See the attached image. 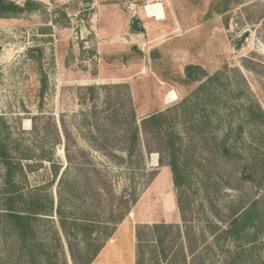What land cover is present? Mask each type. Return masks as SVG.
Segmentation results:
<instances>
[{
  "label": "rangeland",
  "instance_id": "obj_1",
  "mask_svg": "<svg viewBox=\"0 0 264 264\" xmlns=\"http://www.w3.org/2000/svg\"><path fill=\"white\" fill-rule=\"evenodd\" d=\"M217 1L207 0L203 29L183 56L153 41L134 43L115 56L118 72L108 71L122 76L104 80L97 78L95 41L81 30L88 11L74 15L72 3L41 2L39 10L0 15V142L22 167L14 176L22 201L14 206L53 200L54 210L37 229L48 250H59L57 264H73L59 206L67 218L104 219L111 192L118 198L126 192L131 208L124 220L136 221V228L162 221L171 191L162 195L160 183L170 181L175 203L179 197L168 165L172 152L182 175L184 218L168 223L176 227L162 244L142 228L143 264H264V122L249 114L250 107L264 111V0H228L225 13L213 8ZM192 64L217 78L199 91L207 77L203 71L199 79L187 77ZM142 66L143 72L124 76ZM160 111L161 123L143 131L142 120ZM135 124L139 150L128 160L122 147ZM6 175L0 158V264H26L3 213ZM252 203L262 222L235 242L225 232L233 210Z\"/></svg>",
  "mask_w": 264,
  "mask_h": 264
},
{
  "label": "trees",
  "instance_id": "obj_2",
  "mask_svg": "<svg viewBox=\"0 0 264 264\" xmlns=\"http://www.w3.org/2000/svg\"><path fill=\"white\" fill-rule=\"evenodd\" d=\"M238 0L237 2H240ZM218 12L225 13L229 9L228 0H218L216 3ZM45 5L37 0H25L24 4L17 3L13 0H0V15H18L20 13L30 12L33 10H39ZM197 71H203L198 65H188L186 67V75L192 80L199 79L196 76ZM204 72V71H203ZM207 80L203 82L198 90H202L206 85L211 84L216 78L217 74L209 75L204 72ZM43 87L46 84V79L42 80ZM90 89H94V86H89ZM198 92V91H197ZM133 122L136 121L134 117V110H131ZM249 114L252 119H258L264 122V111L257 110V108L250 107ZM165 114L163 111L154 113L142 120V129L146 130L147 124L159 125ZM127 139L124 141L122 149L130 160L134 155L138 153L139 139H140V127L138 124L129 127L126 130ZM169 148H174V142L168 140ZM0 158L7 167V175L5 183L8 184V205L5 208L4 216L8 219L11 227L16 233V243L18 248V260H24L26 257V264H57L62 259L59 254V250H48L46 243L39 237L37 222L42 216L50 215V212L54 210L53 200L49 198L44 200L41 197H37L31 201L30 206L27 209H19L14 205L17 202H21L22 193H19L17 184L15 183L14 176L16 171L22 170V167L18 163L11 161L10 153L7 149V145L4 142H0ZM170 166L173 177L175 189L179 195L177 197V205L184 218V206L182 204L181 187H182V175L179 169V161L176 158L174 152L171 153ZM156 175V171L153 173ZM126 192L118 198L116 194L111 192L110 205L107 218H95L86 219L85 214L80 218H67L64 215V211L61 206L56 208V212L59 213L61 218V226L67 235L69 249L73 264H91L98 253L101 251L106 241L113 235L119 223H121L126 217L127 212L130 211L131 202L130 198H125ZM136 200V198H133ZM118 201L116 206L115 202ZM99 215L98 210H96ZM105 212V211H104ZM105 212V213H106ZM260 216L257 213V205L252 203L249 206H240L233 210L232 219L225 229L228 237H231L235 242L242 241L244 238H248L253 230H256L260 226ZM149 228L150 232L154 234V242L164 243L169 230L176 227L174 224L168 223H154L152 225H140L136 228L137 236V264H143L142 258L144 255V249L142 245L143 235L142 228ZM76 229V230H75ZM166 258V256H165Z\"/></svg>",
  "mask_w": 264,
  "mask_h": 264
},
{
  "label": "crops",
  "instance_id": "obj_3",
  "mask_svg": "<svg viewBox=\"0 0 264 264\" xmlns=\"http://www.w3.org/2000/svg\"><path fill=\"white\" fill-rule=\"evenodd\" d=\"M46 5L72 3V14L77 15L85 10L89 12L86 23L81 24L82 31L91 34L95 41V49L101 62L98 79L119 78L122 75L109 74L119 65L114 66L126 48L134 43L163 45L161 48L175 47L177 55H184L185 48L192 47L189 40L200 35L203 29L204 16L207 14V0H37ZM129 3L135 4V11L143 21V31H135L131 26L132 13ZM155 7V8H154ZM153 9V10H152ZM203 16V22H202ZM82 20V19H81ZM194 29V33H191ZM141 32V33H139ZM134 47H137L134 45ZM108 74H104L106 72ZM143 72V66L138 67L133 76ZM161 78H167L166 72L160 71ZM144 75L142 74L141 77ZM162 79V80H163ZM165 80V79H164ZM168 80V78L166 79ZM160 170H167L162 168ZM162 172L157 175L155 184ZM158 190L162 195L169 191L170 205L163 210L162 221L156 223H180L181 214L175 203L173 185L170 181H162ZM136 221L123 220L115 232L106 241L101 251L91 264H137Z\"/></svg>",
  "mask_w": 264,
  "mask_h": 264
},
{
  "label": "water",
  "instance_id": "obj_4",
  "mask_svg": "<svg viewBox=\"0 0 264 264\" xmlns=\"http://www.w3.org/2000/svg\"><path fill=\"white\" fill-rule=\"evenodd\" d=\"M131 25H132V28L135 29V30H139V31H143L144 27H143V24L141 22V19L135 15L132 17L131 19ZM250 35V32L249 31H246L244 34H242L237 42H236V48L238 49L242 42Z\"/></svg>",
  "mask_w": 264,
  "mask_h": 264
},
{
  "label": "built area",
  "instance_id": "obj_5",
  "mask_svg": "<svg viewBox=\"0 0 264 264\" xmlns=\"http://www.w3.org/2000/svg\"><path fill=\"white\" fill-rule=\"evenodd\" d=\"M128 8H129V10H130L131 13H132V16H131V17L137 15V13H136V11H135V4H134V3H129V4H128ZM137 16H138V15H137Z\"/></svg>",
  "mask_w": 264,
  "mask_h": 264
},
{
  "label": "bare ground",
  "instance_id": "obj_6",
  "mask_svg": "<svg viewBox=\"0 0 264 264\" xmlns=\"http://www.w3.org/2000/svg\"><path fill=\"white\" fill-rule=\"evenodd\" d=\"M154 8H155V7H154ZM152 10H153V9H152ZM155 158H156V157H155ZM155 160H156V159H155ZM155 160H154V161H155ZM164 173H165V172H164Z\"/></svg>",
  "mask_w": 264,
  "mask_h": 264
}]
</instances>
